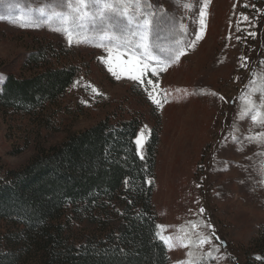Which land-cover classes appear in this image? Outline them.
<instances>
[{"label":"rangeland","instance_id":"rangeland-1","mask_svg":"<svg viewBox=\"0 0 264 264\" xmlns=\"http://www.w3.org/2000/svg\"><path fill=\"white\" fill-rule=\"evenodd\" d=\"M204 2L152 0L171 18L153 37L160 46L156 54L164 59L184 54L174 63L145 61L149 67L141 82L129 76L139 75L143 65L134 68L122 63L127 56L117 59L105 47L93 46L99 41L91 33H82L84 42L74 38L69 46L65 35L50 30L60 27L56 21L39 27L0 21L3 77L34 70L27 57L39 39L62 44L68 60L82 67L66 92L34 118L38 123L19 114L0 116V163L17 168L35 153L38 142L61 140L109 113H137L141 121L135 141L142 129L141 139H148L153 127L158 131L152 201L168 263L196 264L188 254V239L192 229L203 225L195 245L215 249L210 264H244L245 254L264 264L257 254L264 249V125L243 111L248 99L256 100L257 107L264 103V95H251L264 83V0H207L202 27ZM10 4L21 7L9 9ZM39 6L42 0H3L0 14L15 18ZM161 67L165 71H158ZM195 216L199 221L192 220ZM203 237L207 242L200 244Z\"/></svg>","mask_w":264,"mask_h":264},{"label":"trees","instance_id":"trees-1","mask_svg":"<svg viewBox=\"0 0 264 264\" xmlns=\"http://www.w3.org/2000/svg\"><path fill=\"white\" fill-rule=\"evenodd\" d=\"M68 52L39 39L27 57L34 70L6 74L0 116L38 123L82 72ZM140 121L137 113H109L61 140L38 142L17 168L0 163V264H169L152 201L158 131L138 154ZM203 228L188 239L196 264H210L215 253L195 245ZM257 252L263 260L264 249ZM244 264L259 262L245 254Z\"/></svg>","mask_w":264,"mask_h":264},{"label":"snow or ice","instance_id":"snow-or-ice-1","mask_svg":"<svg viewBox=\"0 0 264 264\" xmlns=\"http://www.w3.org/2000/svg\"><path fill=\"white\" fill-rule=\"evenodd\" d=\"M0 3H3V0H0ZM13 7L19 9L21 6L19 4L8 5L9 9ZM206 7L207 0H205L200 10V24L202 27L204 25V8ZM0 21H7L18 27H39L45 21H56L60 24V27L50 30L59 31L65 35L69 46L73 44L74 38L76 43L84 42L80 39L82 33L86 36L87 33H91V38L99 41L93 46L105 47L110 55L114 54L117 59L127 56L128 59L123 60L122 63L132 65L134 68L143 65L139 75L129 76V79L135 82H141L144 70L149 67V64L145 61H155L161 64L174 63L184 54L183 51H180L174 59L171 56L164 59L156 54L160 46L158 43L153 42V37L159 35L163 26L171 22V18L162 6L157 7L152 3V0H48V2L42 0V6L34 8L32 12L18 14L15 18L0 14ZM196 39L199 40L201 37L197 35ZM160 51L163 50L160 49ZM108 70L117 79H120V76L113 71L112 67H109ZM158 71L163 72L165 68L161 67ZM155 74L156 70H153V75ZM261 76L264 77V74H261ZM5 79L0 75V82ZM148 83L151 84L152 81L149 80ZM92 91L97 95L100 94L94 87ZM258 94L264 95V83H261L259 88L251 95ZM149 97L152 98L151 93H149ZM153 103L162 106L158 100L153 99ZM243 111L245 116L252 113L251 119L254 123L264 125V103L257 107L256 100L248 99ZM143 135L144 129L141 130L136 140L138 154L147 140L146 136H144V139L140 138ZM248 139L252 141L255 140V137H248ZM157 235L160 234L157 233ZM160 238L164 239L163 236H160ZM206 242L207 237H203L199 241L200 244ZM165 243H167V240H165ZM209 255L211 254L209 253Z\"/></svg>","mask_w":264,"mask_h":264}]
</instances>
